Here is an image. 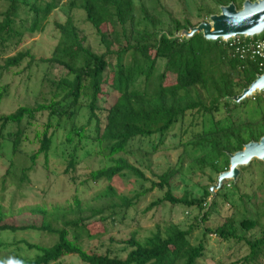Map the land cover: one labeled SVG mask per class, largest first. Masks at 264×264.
<instances>
[{
  "label": "trees",
  "instance_id": "16d2710c",
  "mask_svg": "<svg viewBox=\"0 0 264 264\" xmlns=\"http://www.w3.org/2000/svg\"><path fill=\"white\" fill-rule=\"evenodd\" d=\"M0 1L5 2V8L0 10V50L12 47L14 51L3 57L0 77L4 71L18 68L26 58L28 65L38 61L65 71L64 75L49 79V90L44 92L48 95L40 90V101L0 115V140L8 126H15L11 166L16 165L13 158L23 151L29 169L40 156L46 164L50 151L57 150L56 154L66 161L67 171L78 161L79 151L90 142L88 145L94 146V153L103 157L104 165L90 171L87 178L108 183L93 197L98 204L82 207L75 197L73 205L67 208L55 206L51 212L33 208L31 212L42 215L38 224L6 222L0 209V231H36L55 238L49 245L20 240L38 253L32 258H20L12 263L0 261V264H64L61 259L67 255L77 256L81 264H196L205 255L206 239L210 235L233 249L228 256H235L236 260L229 264H261L264 197H258L256 205L263 206L261 211L253 208L255 214L241 200L247 197L252 201L258 192L254 190L264 182L258 184L252 196L239 194L236 200L227 198V191H237L248 180L253 184V168L259 166L264 176L260 161L242 167L237 181H231L230 189L223 183L208 205V188L199 198H191L187 193L173 194L171 180L179 168L169 166L158 175L152 173L155 181L145 176L139 163L121 155L129 152L131 141L163 136L178 124V143L183 150L180 162L191 157L190 166L200 170L207 167L214 175L209 176V183L213 184L217 175L228 169L229 154L264 135V91L239 103L229 99L264 71L259 60L241 59L229 46L230 41L207 40L200 33L188 39L172 37L180 29L207 20L218 12L220 5L233 2L239 8L244 0H190L189 3L70 0L65 20L53 23L57 40L50 55L37 59L28 49L20 47L27 41V34L43 30L60 0ZM77 12L96 36L99 51L92 47L80 27ZM257 37L239 39L243 42ZM160 62L162 66L158 69ZM6 93V87L0 86V104ZM82 108H86L87 118L77 125ZM44 113L45 122H34ZM58 128H63L64 135L57 146ZM27 133L31 134L30 139ZM33 141L38 144L36 149L23 150L25 142ZM124 175H134L138 181L139 190L134 197L120 195L112 185L114 177ZM145 182L150 183L148 187ZM154 189L161 195L151 201V206L167 202L197 208L193 225L181 228L168 220L156 223L154 230L145 236L132 231L129 238L117 240L129 248L122 256L109 249L99 252L84 246V240L98 239L107 232L106 212L109 218L118 214L124 217L129 208H136L138 200ZM219 198L222 204L228 199L232 211L220 222L209 225L211 216L219 214ZM96 225H101L99 231ZM217 264L225 262L219 260Z\"/></svg>",
  "mask_w": 264,
  "mask_h": 264
},
{
  "label": "rangeland",
  "instance_id": "374dc122",
  "mask_svg": "<svg viewBox=\"0 0 264 264\" xmlns=\"http://www.w3.org/2000/svg\"><path fill=\"white\" fill-rule=\"evenodd\" d=\"M166 3H171L170 0H162ZM189 3L190 0H185ZM70 0H60L59 6L51 12L42 31L33 34H27V41L20 49H28L35 58L48 57L57 40V32L53 27L54 22H63L66 18V11L69 8ZM5 8V2L0 1V10ZM190 13H194L190 9ZM79 19L80 27L84 29L88 41L92 47L99 51L97 38L92 32L88 24L83 22V15L80 12L76 13ZM208 19V18H207ZM206 21V20H205ZM241 37V36H240ZM14 52V51H13ZM12 47L5 50H0V63L4 56L13 53ZM161 68L162 62L159 63ZM65 74V71L57 66L38 61H32L28 65L26 58L18 68H12L10 71H4L0 77V86L6 87V95L0 104V115L7 114L15 110L18 106L27 103L40 101L39 91L48 92L49 79H55ZM173 76L170 75V79ZM48 95L47 93H44ZM87 110L82 108L80 115L77 118V125L86 121ZM46 113L38 116L34 122H45ZM68 125L65 126V129ZM15 126H8L4 130L0 140V209L5 214L4 220L16 225L38 224L41 222V214L31 212L33 208H46L51 212L55 206L67 208L73 205V199L81 202L82 207L89 204H98L93 199L95 194L106 187V181L92 182L88 180L90 171L104 165V159L101 155L94 153V146L85 145L78 153V161L74 167L66 170V161L56 154V151H50L46 164L40 156L35 165L30 166L29 161L24 154H17L14 157L16 165L11 166V138L12 131ZM31 138V134L27 133ZM64 135L63 128H58L55 131L56 145L61 143ZM178 124L173 126L163 136L153 135L151 137H142L135 139L129 143L128 151L121 153L132 163H139L143 173L147 178L154 179L153 174H160L169 166L173 169H180L179 173L171 180V190L175 195H186L191 198H199L203 196L204 189L209 188V176H214L207 167L201 170L192 164L191 157H185L183 162H180L182 146H179ZM37 143L25 142L23 150L28 151L31 148L36 149ZM60 149V148H56ZM263 166V164H262ZM24 167L23 170H21ZM264 168V166H263ZM254 181L252 185L250 180L246 184H240L236 191H227L229 200L238 199L239 194H249L252 196L253 190L264 182V176L261 175L260 167L253 168ZM232 180H225L227 183L226 189H230ZM149 182H145V187L149 186ZM112 185L120 195L134 197L139 190V184L134 175L116 176L113 178ZM4 187V190H2ZM264 185L256 188V194L250 198H243L244 206L254 213L261 211L263 205H256L258 197H264ZM161 193L157 189L142 196L138 200L136 208H129L127 214L122 217L118 214L115 217L109 218L107 212L104 217V224L107 232L100 238L95 240H84L86 248H94L99 252L107 249L118 254L125 255L129 250L123 243H118L119 239L129 238L132 231H138L139 235L145 236L152 230L158 222L173 221L181 228H187L193 225L199 210L194 207H186L184 205L164 202L151 206V201L160 197ZM233 195V196H232ZM222 204V198L218 199L217 212L218 215H212L209 225L220 222L227 217V214L232 211L229 207V200ZM237 202V203H241ZM151 206V207H150ZM239 206H236L238 208ZM254 208V209H253ZM264 222V218H261ZM101 226V225H100ZM100 226L96 225L98 231ZM197 235V234H196ZM192 238H195V233ZM20 240H27L30 243L51 244L55 238L45 233L36 231L9 232L0 231V261L12 263L20 258H32L38 252L35 249H28ZM231 247V245H229ZM228 244L218 240L215 236L210 235L206 239L205 255L198 259L196 264H217L219 260L229 264L236 260L235 256H228L233 249H228ZM123 249V250H122ZM64 264H81L77 256L67 255L61 259ZM241 264V263H237ZM261 264H264V257L261 259Z\"/></svg>",
  "mask_w": 264,
  "mask_h": 264
},
{
  "label": "water",
  "instance_id": "95a60500",
  "mask_svg": "<svg viewBox=\"0 0 264 264\" xmlns=\"http://www.w3.org/2000/svg\"><path fill=\"white\" fill-rule=\"evenodd\" d=\"M196 33L211 41H228L240 36L249 38L260 36L264 33V0H244L239 8L233 2L220 5L218 12L209 15L206 21L189 29H180L172 37L188 39ZM263 91L264 71L256 75L248 87L229 99L239 103ZM228 156V169L220 172L213 185L208 188L210 193L208 205L216 192L222 188L225 180L237 181L242 167L249 166L254 160L260 161L264 166V135L257 141H249L241 150Z\"/></svg>",
  "mask_w": 264,
  "mask_h": 264
},
{
  "label": "built area",
  "instance_id": "2783aa9c",
  "mask_svg": "<svg viewBox=\"0 0 264 264\" xmlns=\"http://www.w3.org/2000/svg\"><path fill=\"white\" fill-rule=\"evenodd\" d=\"M228 42L234 53L241 59L249 58L253 60L257 58L259 67H264V33L253 40L241 42L239 37H237L228 40Z\"/></svg>",
  "mask_w": 264,
  "mask_h": 264
}]
</instances>
